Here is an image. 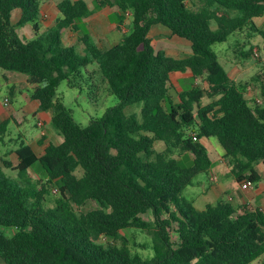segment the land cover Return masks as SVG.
I'll list each match as a JSON object with an SVG mask.
<instances>
[{
	"label": "trees",
	"instance_id": "16d2710c",
	"mask_svg": "<svg viewBox=\"0 0 264 264\" xmlns=\"http://www.w3.org/2000/svg\"><path fill=\"white\" fill-rule=\"evenodd\" d=\"M43 2L0 0V70L28 75L31 97L40 110L52 112L63 136L42 155L22 140L14 150L16 166L0 154V257L5 263L252 264L262 257L264 264V208L221 199L198 209L183 195L213 166L203 144L210 137L223 147L238 182L261 179L255 164L264 163V62L253 39L264 40L256 23L264 17V0H92L93 8L86 0H61V16L52 26L41 24ZM106 6L117 10L118 26L129 12L133 27L103 48L83 20ZM156 24L189 40L192 53L174 57L156 50L149 36ZM26 25L33 29L30 39L18 32ZM66 29L82 32V52L64 44ZM244 31L250 47L240 48L241 55L262 65L240 83L213 45ZM93 63L98 68H89ZM186 71H191L190 83L178 91L171 74ZM97 74L118 103L83 126L58 96V87L62 80L82 87ZM7 81L0 72V87ZM249 86L260 90V102L246 97ZM131 105L139 111L127 113ZM13 120L0 121L3 142ZM35 166L43 177L30 175ZM53 186L59 196L45 206ZM89 200L99 206L80 211ZM129 228L150 232L152 257L127 247L122 231ZM107 238L121 244L104 243Z\"/></svg>",
	"mask_w": 264,
	"mask_h": 264
},
{
	"label": "rangeland",
	"instance_id": "374dc122",
	"mask_svg": "<svg viewBox=\"0 0 264 264\" xmlns=\"http://www.w3.org/2000/svg\"><path fill=\"white\" fill-rule=\"evenodd\" d=\"M45 5L44 11L42 15L43 20H57L56 18V5L54 4L53 0H44ZM59 1V0H55ZM89 1V0H88ZM53 3V6L49 8V4ZM109 7H105L102 10L95 11L88 16L87 20H110L109 14ZM129 14H127L126 22H125V30L131 32L133 25H130ZM18 17L17 13L13 12V18L16 20ZM257 24L264 23V19L256 20ZM31 25H27L24 27V31L30 34L31 32ZM129 27V28H128ZM262 29L264 30V25H262ZM20 27L18 28L19 34L21 35ZM23 29V28H22ZM99 33V31H98ZM246 32H241L238 37L232 35L226 42L222 43H215L213 45V49L220 55V62L225 66V68L229 71V69H233L232 72L237 73L239 77H243V80H249L257 69L258 64L255 63L252 67H248L247 65H243L244 56L241 55L239 49H243L244 47L249 48L250 45L244 42L247 41ZM22 36V35H21ZM152 43L156 50L167 48L169 52L173 53L177 49V41L174 40V37L171 33H169V29L158 25L155 27L150 33ZM99 38H104L99 33ZM73 42H77L76 39H69ZM238 42V43H237ZM79 43V42H77ZM257 45L255 46L254 50L258 51L257 58H259L262 62H264V40L261 39V36L258 35V38L254 41ZM81 47V45H79ZM80 50V49H79ZM255 61L254 57H252ZM244 60V61H243ZM228 66V67H227ZM89 68L95 69L98 68L97 64L89 65ZM229 68V69H228ZM11 72V71H10ZM13 74L18 76L19 86L17 85L16 90L13 94L10 95L9 89L14 85L13 81H9V86H1L0 87V97L2 99L8 95V98L11 97L12 99V106L17 110H24L25 113L20 115L19 121L17 123L12 121L10 126V135L7 136L3 142L0 139V151L4 146H11L17 142H21V139L24 137L26 143H30L32 140L38 139L45 131L51 136V132L53 130L58 131L57 127L52 122H45L43 125H38L37 121L39 120L40 116L37 115L39 111L38 102L31 97L30 91L28 89V84L26 78L28 77L27 74L20 73L17 71H13ZM177 72H174V80L177 81ZM99 74V73H98ZM97 74V75H98ZM94 76L93 82H87L82 84V87H72L68 84L67 80H62L59 87H58V96L63 98L65 105L70 108L73 112V116L75 120L83 126H86L90 123L92 118L101 117L104 112L116 105L118 103V99L114 94L109 91L108 84L106 83H98L99 75ZM173 78V76H172ZM21 79V80H20ZM243 82V81H241ZM86 84V85H85ZM94 86V88H92ZM260 95V92L259 94ZM258 97V96H257ZM262 99V98H261ZM207 100V98H206ZM258 101V100H257ZM259 102V101H258ZM140 107L138 105H131L126 108L127 113L137 112L139 111ZM24 115V116H23ZM59 132V131H58ZM21 134L23 135L21 137ZM53 143H57V137L53 138ZM35 143V142H34ZM161 144L163 142H157L156 146L158 149L161 148ZM216 152V150H214ZM222 165V164H221ZM220 165V166H221ZM224 167V166H222ZM255 168L262 176V187H264V163L258 162L255 164ZM221 175L220 180H224L227 182L231 193H235L237 188L236 178L234 177L231 169L229 167H224L220 169ZM80 174V171L77 172ZM41 172L39 168H36L35 176L39 177ZM207 173H200L195 177V184L188 185L183 190V195L191 200L195 205H199L197 200H204V189L199 182H203L207 180ZM261 188V182L257 184L256 188ZM54 186L50 187V192L46 195L45 206H52L55 204L56 199L59 196V193L54 190ZM194 199V200H192ZM213 204V203H210ZM262 206L264 207V203L261 202ZM99 203L95 200L87 201L81 208L80 211L87 212L91 209L97 208ZM199 207V206H198ZM142 217L146 220H151L149 215L143 214ZM8 233H11L13 229L9 228L6 229ZM122 235L127 238V247L131 250L133 254H139L143 258H150L154 255V250L152 246V235L149 231H145L143 229L138 228H129L122 231ZM173 240H176L175 235L173 234ZM112 242L121 244V242H115L112 239H104L103 242ZM262 257L255 260L252 264H261ZM0 264H6L2 257H0Z\"/></svg>",
	"mask_w": 264,
	"mask_h": 264
},
{
	"label": "crops",
	"instance_id": "0c3cea01",
	"mask_svg": "<svg viewBox=\"0 0 264 264\" xmlns=\"http://www.w3.org/2000/svg\"><path fill=\"white\" fill-rule=\"evenodd\" d=\"M60 1L61 0H59V1L53 0L54 4L56 5V10H57L56 18H59L61 16V13H60V11H59V9L57 7V4ZM86 1H88V0H86ZM88 2L90 3L91 7L93 8L92 0H89ZM44 6L45 7L47 6V4L45 5V1L43 2L42 8H41L42 15H43V12H45L44 11ZM52 6H53V3L49 4V8L52 7ZM106 7L110 8V9L108 8L109 9L108 16H109L110 20H87V18H89V17H86L83 20V22L86 25V28L90 32V35H91L92 39L99 46H101L103 48H108V47L113 46L114 44L118 43L121 40V37H122L124 32L128 33V30H125V22H126L125 19L127 17V14L125 15L126 17L124 19L123 25H119L118 26V23H117V20H116V11L117 10L114 7H110V6H106ZM129 18H131V16H129ZM258 19H264V17L257 18L256 20H258ZM15 21L16 20H14V22ZM56 21L57 20H42L41 24H42V26H52V25L55 24ZM131 21L132 20H130V25H131ZM158 25H161V24L154 25L152 27V29L150 30V33L155 27H158ZM257 25H258L259 29L262 30V28H263L262 25H264V23H262V24L259 23ZM161 26H163V25H161ZM24 27L25 26L20 27L21 28L20 31H21L22 37H26L28 39L32 38L34 36L33 35L32 26H30L31 27L30 34L28 32L24 31ZM119 27H121V30H119ZM98 31H99L100 35H102L104 37L103 39L99 38ZM150 33H149V36H150ZM169 33H171L170 30H169ZM240 34L241 33H238V34H236L234 36L238 37V35H240ZM81 36H82V32L81 31H74L72 29H66L63 32V42H64L65 45H76L78 47V49H80L79 51L82 52L83 49H84V44L80 41ZM173 37H174V40L177 41V45H178L177 49L175 50V52L171 53V52H169V50L166 47L162 48L163 50L166 51V53L168 55H171V56H174V57H182V56H187V55L192 53L191 42L189 40H187L185 38H182V37H179L177 35H173ZM71 38H72V40L76 39L77 42H79V43H77V42L75 43V42L69 40ZM256 39L257 38H254L253 41H255ZM261 39H262V37H261ZM245 43H247V42H244V45H246ZM79 45H81V47H79ZM243 49H246V47H244ZM220 57L221 56L219 55V59H220ZM244 58H245L244 60H247V59L248 60L246 62H244L243 65H247L249 68L252 67L253 65H255V63L258 64V67L254 71V73H256L261 68L262 63L255 61L252 57H245L244 56ZM232 70L229 69V71L228 70L227 71H228L230 77H232L236 81H238L240 83H245V82L250 80L249 79V80H245L244 81L242 76L241 77L238 76V74H237L238 72L237 73H235V72L233 73ZM0 72L6 74L7 77H8V81L5 84L6 86H9V81L10 80H12L14 82L13 83L14 85L9 89L10 95L13 94L14 91L16 90L17 85L19 86L18 76H16L15 74H13L10 71L0 70ZM173 73L171 74V78L173 76L172 81L175 84V86H176L178 91L182 90V86L183 85H188L190 83L191 71L177 72L175 74L178 77L177 81L174 80ZM254 73L252 74V76L254 75ZM252 76H251V78H252ZM27 79H28V77L26 78V80ZM241 81H243V82H241ZM259 92H260L259 89L255 88L253 86H249V87L246 88V97L248 99L261 100L262 97H261V93H260V95H258ZM6 97H8V95L5 96L3 99H2V97H0V121L13 118V119H15L13 121H15L17 123H20L19 117H20V115L24 114L25 111L24 110L15 109L12 106L11 97L9 98L10 99V104L6 105L5 102H4V99ZM206 98L207 97H205L203 99V103L204 104H206V103H208L210 101L208 98L206 100ZM38 105H39V102H38ZM37 115L40 116L39 120H42L43 124L45 122H52V112L50 110L44 111V110H40L39 109V111L37 112ZM38 121H37V123H38ZM10 126H11V124H10ZM58 131L53 130L51 132V136H49L48 133L45 131L38 139L32 140L28 144L31 145L33 150L38 155H42L44 153V151H45L46 146L48 144H50V143H53V141H52L53 138L57 137V143H55V144L61 143V141L63 140V136ZM9 135H10V132L8 133V135L5 136V138L7 136H9ZM22 136L23 135L21 134V137ZM22 140H24V142H25L24 137L21 139V141ZM18 144H19V142L15 143V144H13V145H11L9 147L4 146L2 148V150L0 151V154H7L6 158L11 160L13 166H16L18 164V162H19V158H18L16 152L14 151L17 148ZM203 144L208 148V152H209L210 157H211V159L213 161V166L209 169L208 172H206L207 176H208L207 180L203 181V182H199V184H201L203 189H204V197H203L204 200H202V201L201 200H197V203L199 204L198 205L199 207L197 205H195V203H194V205L198 209H204L210 203L215 204L216 202H218L221 199H226V200L231 201L237 207H239L241 205L251 204V205H254V206H260V207L264 208L262 206V204H261V202L264 203V187H262V183H263L262 176H261V179L258 181L259 183L261 182V188H259V187L256 188L257 184H258V182H256L252 188L243 189L241 187V183L236 180V182H237V188H235L236 191H235V193H231L227 182L224 181V180L223 181L220 180V175H221L220 169H223L224 167H229L231 169L230 165L226 162V160L224 158L225 151H224L223 147L221 146V144L218 142V140L215 137H210L208 139H204L203 140ZM161 145H162L161 148H164L163 144H161ZM214 150H216V152ZM222 166H224V167H222ZM37 167L39 168V171L41 172L39 177H43V172H42L40 166H35L34 169H33V172L30 175L32 177H34V178H39L38 176L37 177L35 176ZM7 171H9L12 174H16L15 170L7 169ZM192 200H194V199H192Z\"/></svg>",
	"mask_w": 264,
	"mask_h": 264
},
{
	"label": "built area",
	"instance_id": "2783aa9c",
	"mask_svg": "<svg viewBox=\"0 0 264 264\" xmlns=\"http://www.w3.org/2000/svg\"><path fill=\"white\" fill-rule=\"evenodd\" d=\"M127 14H129V12H127ZM254 51H255V54L258 55V51L256 49ZM258 101L260 102L261 100H258ZM4 102H5L6 105H9L10 104V99L8 97H6L4 99ZM38 125H43V121L39 120L38 121ZM253 186H254V183L251 180H249V179H245L244 181L241 182V187L243 189H249V188H252ZM54 190L56 192H58V188L57 187H55Z\"/></svg>",
	"mask_w": 264,
	"mask_h": 264
}]
</instances>
